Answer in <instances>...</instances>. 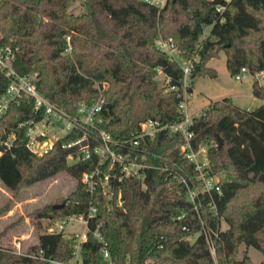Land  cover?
Returning a JSON list of instances; mask_svg holds the SVG:
<instances>
[{
	"label": "trees",
	"instance_id": "obj_1",
	"mask_svg": "<svg viewBox=\"0 0 264 264\" xmlns=\"http://www.w3.org/2000/svg\"><path fill=\"white\" fill-rule=\"evenodd\" d=\"M76 2L83 12L74 10ZM160 37L173 39L183 58L198 56L190 92L200 77L217 78L210 62L222 52L231 75L242 67L255 75L264 71V0H167L162 8L139 0H0V45L18 48L12 63L17 72L33 77L44 97L72 115L81 103L103 95L96 127L119 142L139 134L148 119L164 124L184 119L183 71L158 48ZM159 69L165 82L157 77ZM7 86L0 72V98ZM253 93L264 99V85L255 82ZM41 118L29 98L12 102L0 117V181L16 197L63 172L75 178L77 188L64 199L65 207L50 205L33 216L56 222L87 217L85 264H105L104 244L113 264H255L247 253L239 258L243 245L264 255V105L247 110L224 98L194 118L191 143L195 149L208 146L210 171L219 179L221 193L211 194L203 191L195 165L182 153L181 134L160 131L136 149L111 144L146 164L142 177L119 180L120 167L109 170L110 160L101 164L95 152L102 145L97 130L91 129L84 142L89 158L64 146L84 135L76 128L43 155L35 154L28 147V123ZM73 154L78 159L70 164ZM98 167L100 176L110 173L108 193L100 182L94 191L83 182L84 174ZM183 179L199 192V210ZM10 208L11 202L0 206V215ZM92 209L96 212L89 217ZM39 229L38 243L25 254L0 247V264L74 258V241L65 232Z\"/></svg>",
	"mask_w": 264,
	"mask_h": 264
},
{
	"label": "built area",
	"instance_id": "obj_2",
	"mask_svg": "<svg viewBox=\"0 0 264 264\" xmlns=\"http://www.w3.org/2000/svg\"><path fill=\"white\" fill-rule=\"evenodd\" d=\"M139 1L157 8L164 7L167 2V0ZM224 1L226 3L231 2V0ZM219 10H221V8H219ZM157 46L161 51L166 53L172 61L178 63L183 71L184 99L181 104V111L184 114V119L181 122L164 124L155 119H148L140 124L139 134H132L130 138L122 140L120 142L116 141L106 131L98 129L96 127L97 123L95 122V120L97 114L103 110V107L105 105V98L103 97V95H100V97L94 100L91 104L81 103L75 115L69 114L56 103L44 97L38 91L33 77L22 75L17 72L12 63L16 58V51L18 50V48H15L11 44L0 45V72L8 79V86L6 88V91L0 98V117L8 111L12 102H20V100L27 98L33 100L35 110L40 113L42 112V118L35 121L32 120L28 123V147L37 155L38 150L47 145L46 143L49 139L47 131L50 129L58 131L62 127L66 130V134H69L75 128L84 132V135L81 138L70 141L64 144V146L67 148H74L75 151L81 152L84 158H89L90 152L88 149V145L84 144V142L88 140L91 129L97 130L99 132V136L101 137L102 145L96 148L95 152L100 155L101 164H104L107 160H110L109 170L113 169L116 165L120 167L119 180L129 177H142V171L146 168V164L139 161L138 156L132 157L130 153L124 154L115 151L114 149H112L111 144H115L122 148L136 149L140 146L141 140H144L146 137L152 139L160 131L166 130L174 134H181L185 139V143L182 145L181 151L184 156L195 165L196 170L198 171L197 180L203 183V191L208 192L209 194H211L214 190L221 193V188L218 185L219 179L210 171L208 146L204 145L200 146L198 149H195L191 143V139L194 135L193 131L191 130L193 120L195 117H199L203 112L202 110L201 112H197L193 115L189 114V99L193 94V91H189V87L191 86L190 75L194 69L195 62L198 61V56L193 55L191 58H183L181 55V51L179 50L173 39L160 37L157 40ZM158 72L159 74H163L162 70L160 69L158 70ZM250 74L251 73L248 68L242 67L240 71L234 75V77L236 80L242 81ZM263 75L264 71L256 73L253 76L259 77ZM103 88L106 89L107 85L104 84ZM101 174L102 171L100 167H98L92 173L84 174L83 182L88 185L90 191H94L98 187L99 182L100 185H102V187L104 188L105 193H108L111 190L108 186L110 182V173H104L103 177L100 176ZM97 176H100V181L96 180ZM181 181L185 182L189 187V184L185 179ZM188 193L190 201H192L195 204V208L199 210V208L201 207L200 200H197L199 198V192L197 191V189L189 187ZM109 196L110 198L113 197L112 194H109ZM121 204V194H119L118 205ZM95 212L96 210L92 209L89 217L93 216ZM76 222L84 223L85 230L81 233H66L68 237L73 239L74 241V258L70 261L50 260L53 264H85L82 256V245L87 241L89 232L87 217L83 215L69 216L59 222H56L55 226L51 228V231L64 232L65 227L68 224H74ZM95 235L101 242H104L103 238L98 233H95ZM206 235L211 246V252L213 255H215V248L207 230ZM102 260L105 262V264H113L110 253L105 244L102 248Z\"/></svg>",
	"mask_w": 264,
	"mask_h": 264
},
{
	"label": "rangeland",
	"instance_id": "obj_3",
	"mask_svg": "<svg viewBox=\"0 0 264 264\" xmlns=\"http://www.w3.org/2000/svg\"><path fill=\"white\" fill-rule=\"evenodd\" d=\"M73 8L77 13L84 11L80 2L74 3ZM208 32L209 29L206 30V34ZM210 65L217 70L218 76L217 78L200 77L196 81L193 87V94L189 99L190 115L201 112L212 101L222 100L224 98H231L236 106L250 110L255 109L261 104L260 99H254L253 97V86L256 79L260 85H263L264 75L257 78V76L250 74L242 81L236 80L227 68L224 52L221 53L220 57L213 59ZM157 77L162 82H165L163 74L158 73ZM47 133L49 136L47 145L38 150V155H43L49 151L54 142L66 134V130L61 127L58 131L50 129ZM77 159L78 157L73 154L69 156L68 161L72 164ZM77 185L78 181L75 178L63 172L22 189L19 195L15 197L0 182V206L3 207L11 202L10 210L0 215V235L4 234L0 240V247L25 254L31 246L38 243L41 233L39 226L47 228L49 231L56 224V221H51L47 218H35L33 216L34 212L47 206L60 204L62 201L64 202V199L76 190ZM223 227L226 228V224H223ZM84 230L85 224L76 222L74 224H68L64 232L67 234L73 232L81 233ZM245 253L251 257L255 264H262L264 261V255L260 251L252 247L246 248L243 245L239 258H242Z\"/></svg>",
	"mask_w": 264,
	"mask_h": 264
},
{
	"label": "water",
	"instance_id": "obj_4",
	"mask_svg": "<svg viewBox=\"0 0 264 264\" xmlns=\"http://www.w3.org/2000/svg\"><path fill=\"white\" fill-rule=\"evenodd\" d=\"M222 146H223V140H222V138H219V148H221ZM66 204H67L66 201H64V202L61 203V204H55V205H54V208H55V209H61V208L65 207Z\"/></svg>",
	"mask_w": 264,
	"mask_h": 264
},
{
	"label": "crops",
	"instance_id": "obj_5",
	"mask_svg": "<svg viewBox=\"0 0 264 264\" xmlns=\"http://www.w3.org/2000/svg\"><path fill=\"white\" fill-rule=\"evenodd\" d=\"M258 78V77H257ZM255 82H257L259 85H260V83H259V81L256 79L255 80ZM264 85V84H263ZM263 85H260V86H263ZM194 89V88H193ZM253 97H254V99L255 98H257V99H259L258 97H256L255 95H254V93H253ZM261 100V104L260 105H258L257 107H259V106H261V105H264V99H260ZM256 107V108H257ZM204 109V108H203ZM247 110H250V109H247ZM251 110H253V109H251ZM1 182V181H0Z\"/></svg>",
	"mask_w": 264,
	"mask_h": 264
}]
</instances>
